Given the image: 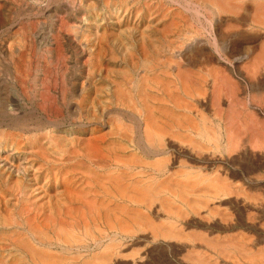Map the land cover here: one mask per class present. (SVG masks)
Segmentation results:
<instances>
[{
	"label": "bare ground",
	"instance_id": "6f19581e",
	"mask_svg": "<svg viewBox=\"0 0 264 264\" xmlns=\"http://www.w3.org/2000/svg\"><path fill=\"white\" fill-rule=\"evenodd\" d=\"M57 7L40 93L0 99V264H264V120L232 81L264 92V0Z\"/></svg>",
	"mask_w": 264,
	"mask_h": 264
},
{
	"label": "rangeland",
	"instance_id": "374dc122",
	"mask_svg": "<svg viewBox=\"0 0 264 264\" xmlns=\"http://www.w3.org/2000/svg\"><path fill=\"white\" fill-rule=\"evenodd\" d=\"M34 1V2H33ZM48 0H42V2H41V0H0V99H2V97H4L3 99H6V98H9V100L10 99H12V96H13V92H14V90H17V91H19V92H21V90L23 91L24 90V92H23V94H25L26 93V95H28V97L30 96V98H32L33 96L32 95H34V97H36L37 96V94L38 93H40V92H37V91H40V81H41V79H43V76H44V74L46 73V71H48V70H45V69H47V68H50V67H48L47 65H46V62H47V53H46V50H48L50 47H49V45H47V36H46V34H49L50 33V30H52V28H49L48 26H50V27H52V24H51V19H53V13L52 12H54V10H56V9H58V5L59 4H61V2H62V0H49L48 2H47ZM54 1V2H53ZM76 1H79V0H76ZM42 5H41V4ZM43 3H44V5H43ZM56 4V5H55ZM23 5V6H22ZM33 6V8L35 9L34 10V14L31 16V14L30 13H28V12H24V10H27V9H30L31 7H29V6ZM52 5V6H51ZM2 6L4 7V8H2ZM36 6V7H35ZM40 6V7H39ZM43 6V7H42ZM46 6H47V8H46ZM51 6V7H50ZM56 6V7H55ZM39 7V8H38ZM6 8V9H5ZM19 8V9H18ZM25 8V9H24ZM13 9V10H12ZM8 10V11H7ZM53 10V11H52ZM44 12V13H43ZM46 12V13H45ZM27 14V15H25V18H24V16H21L22 14ZM5 14V15H4ZM19 14V15H18ZM37 14V15H36ZM39 14V15H38ZM47 14V15H46ZM51 14V15H50ZM44 15V16H43ZM11 16V17H10ZM38 18H37V17ZM40 16H41V18H40ZM32 17H33V19H32ZM10 18V19H9ZM18 18V19H17ZM48 18H50V19H48ZM23 19V20H22ZM37 19V20H36ZM6 20V21H5ZM32 20V21H31ZM34 20V21H33ZM43 20H44V22H43ZM48 20V21H47ZM5 21V22H4ZM35 21H39L40 22V25H39V27L37 28V31H36V34H38V35H40V36H42V37H40V36H38L37 35V37H36V43H35V46H36V51H37V54H36V56H35V58H33V59H31V57H30V59L28 60V57L29 56H26L25 55V58L24 59H21L20 57H19V55L21 54V52L20 51H22L23 52V50L25 51V53L24 54H26L27 52H28V50H29V44H26V43H28L29 41L27 40V38H28V34H27V29H29V26H30V24H31V22L32 23H34ZM17 22V23H16ZM25 23H28V24H25ZM44 23V24H43ZM5 24V25H4ZM43 24V25H42ZM15 25V26H14ZM42 25V26H41ZM44 25H46V26H44ZM16 26L17 27H20V28H16ZM24 26L26 27V30L24 29ZM43 27V28H42ZM44 27L46 28V29H44ZM21 29V30H20ZM41 29V30H40ZM25 30V31H24ZM10 31H11V33H10ZM39 31H41V32H39ZM42 31H43V33H42ZM17 32H19V33H17ZM26 33L25 35L23 34V33ZM5 33V34H4ZM22 33V34H21ZM24 35V36H23ZM23 36V37H22ZM45 36H46V38H45ZM26 37V38H25ZM25 39L26 40V47L25 46H23L22 47V45L19 43V40H22V39ZM45 38V39H44ZM3 41H5V42H3ZM38 42H40V43H38ZM14 43V44H13ZM45 43V44H44ZM37 44H38V46H37ZM44 44V45H43ZM49 44V43H48ZM3 45V46H2ZM6 45V46H5ZM41 47V49H40V47ZM43 46V47H42ZM25 47V48H24ZM9 48V49H8ZM14 48V49H13ZM5 49V50H4ZM20 49V51H18ZM23 49V50H22ZM28 49V50H27ZM42 49H44V50H42ZM2 50V51H1ZM12 50H14L13 51V53H12ZM43 51V52H42ZM2 53V54H1ZM10 54V55H9ZM16 54V55H15ZM19 54V55H18ZM15 55V56H14ZM39 55V56H38ZM5 56L7 57L6 59H5ZM14 56V57H13ZM17 56H18V58H17ZM38 56V57H37ZM42 56H46V57H44V59L42 58ZM18 59V60H17ZM19 59H21L23 62H24V64L26 65V68L24 67V71H26L25 72V74H26V77H25V79H24V83H23V85H20L22 88H20V86L18 85V84H16V77L18 78V76H19V78L22 76V74H21V76H20V73H18V74H15L16 73V66L18 65V63H21L22 61H19ZM36 59V60H35ZM37 59H38V61H37ZM41 60V61H40ZM43 60H45V62L43 61ZM36 61V62H35ZM2 62V63H1ZM13 62V63H12ZM26 62L27 63H29L30 65H28V64H26ZM35 62V63H34ZM38 63V64H37ZM5 64V65H4ZM6 64H8V65H6ZM33 64V65H32ZM10 65V66H9ZM45 65V66H44ZM72 65H73V63H67V67H69V71H74L75 72V70H74V68H71L72 67ZM242 65V66H241ZM240 66V69H241V71H242V73L244 72H247L248 71V69L247 68H249V67H246V66H249L248 64H246V63H244V64H241ZM2 66V67H1ZM4 66H6V67H4ZM15 66V67H14ZM29 66H31V67H29ZM245 67H246V69H245ZM14 68V69H13ZM28 68H29V70H28ZM32 68H33V70H32ZM45 68V69H44ZM4 69H6V70H4ZM41 69V70H40ZM244 69V70H243ZM246 70V71H245ZM7 71H9V72H7ZM32 71H33V73H32ZM40 71V72H39ZM68 71V73L70 74V72ZM4 72V73H3ZM32 73V74H31ZM37 73V74H36ZM38 73H40L39 75H38ZM43 73V74H42ZM243 73V74H244ZM248 73V72H247ZM27 75H29L28 77H27ZM16 76V77H15ZM234 76H235V78H234ZM7 77V78H6ZM14 77V78H13ZM33 77V78H32ZM39 77V78H38ZM239 79H238V78ZM244 77L245 76H240L239 77V75L237 74H233V76H232V81L234 80V79H236L237 80V85H238V87H241V89L242 90H244V91H240L239 93L242 95V93H243V95L241 96L240 94L238 95L237 94V91H235L236 89H234L233 90V93L235 94V92H236V99H234V102L236 103V105L235 106H237V105H239V106H237V108L235 107V108H233L234 110L235 109H237V110H235V111H238V110H240V113H242V114H246L247 112H246V110H247V108L248 109H250V111H252V112H250V111H248V115H253L252 116V118H250V120L252 119H254L253 117H255V121H257V119H258V121H261L260 123L259 122H254V120L253 121H251V122H249V124H251L252 123V125L253 124H256V126H255V128H254V126L252 127V129L253 130H251L252 132H249L252 136H257L259 133H262V129H263V127H260V126H263L262 125V123H263V121L262 120H264V107L262 108V106H263V104H264V92L261 94H257V95H255L256 97H255V99L253 100V98H254V96H252V95H250L248 92V90H247V85H245V83H247L246 82V80H249V81H252V80H250L251 79V77H247L246 79H244ZM12 78H13V80H12ZM29 78V79H28ZM41 78V79H40ZM234 78V79H233ZM241 78V79H240ZM7 79H9V81L7 80ZM39 79V80H38ZM260 79H261V77H260ZM12 80V81H11ZM235 80V81H236ZM244 80V81H243ZM262 80V79H261ZM261 80H257V82H254V83H256V84H258L257 85V87L260 85V82H261ZM7 81V82H6ZM11 81V82H10ZM15 81V82H14ZM235 81H233V82H235ZM242 81V82H241ZM26 82H27V84H26ZM238 82H239V84H238ZM244 82V83H243ZM259 82V83H258ZM9 83V84H8ZM12 83V84H11ZM38 83V84H37ZM26 84V87H24V85ZM30 84V85H29ZM34 84V85H33ZM244 84V85H243ZM15 85H17V86H19V87H17V86H15ZM27 85H29L30 86V88H29V86H27ZM33 87H32V86ZM38 85V86H37ZM5 86H7V87H5ZM32 87V88H31ZM35 87H36V90H35ZM245 87V88H244ZM13 88H14V90H13ZM25 88V89H24ZM28 88V89H27ZM6 89V90H5ZM8 89H10V90H8ZM245 89H246V93H245ZM11 90H13V91H11ZM11 91V92H10ZM33 91H34V94H33ZM36 91V92H35ZM235 91V92H234ZM2 92V93H1ZM9 92V93H8ZM30 92H31V94H30ZM230 91H228V93H229ZM231 93V92H230ZM229 93V94H230ZM10 94H12L10 97L8 96L7 97V95H10ZM30 94V95H29ZM229 94H227V98H228V96H229ZM247 95H248V97H247ZM238 96H240L239 98L241 99V101H240V99L238 98ZM251 96V97H250ZM33 97V98H34ZM262 97V98H261ZM226 98V99H227ZM246 98V99H245ZM250 98H252V99H250ZM226 99H225V101H223V103H222V107L224 108V109H226L227 107H228V102L226 103ZM263 99V100H262ZM237 100V101H236ZM252 100H253V102H252ZM31 101H34V100H31ZM243 101V102H242ZM263 101V102H262ZM27 102V101H26ZM25 102V103H26ZM35 102H37L36 101V99H35ZM245 103V104H237V103ZM252 102V104H250V103ZM255 102V103H254ZM257 102V103H256ZM263 103V104H262ZM11 104V103H10ZM29 103L27 102L26 103V108H30L31 107V105L29 104ZM248 104V105H247ZM241 105V106H240ZM251 105V106H250ZM255 105V106H254ZM262 105V106H261ZM6 106H9V107H11L9 104H7ZM227 106V107H226ZM242 106H244V108H242ZM247 106V107H246ZM226 107V108H225ZM241 107V108H240ZM257 109H255V108ZM259 107V108H258ZM246 108V109H245ZM244 109V110H243ZM262 109V110H261ZM241 110H242V112H241ZM245 111V112H244ZM251 114H250V113ZM254 112H255V114H254ZM257 112V113H256ZM238 113H239V111H238ZM263 113V114H262ZM246 114V116H248ZM255 115V116H254ZM256 117H257V119H256ZM242 120H243V122H248V121H250L249 119H247L246 117L243 119V118H241V122H242ZM245 120H248V121H245ZM260 124V125H259ZM264 124V123H263ZM259 127L261 128L260 130L261 131H259V133H257V131L256 130H259ZM257 128V129H256ZM4 129L5 128H1L0 129V139H3L4 138V135H5V131H4ZM251 129V128H250ZM256 129V130H255ZM3 130V131H2ZM5 130H7V129H5ZM255 132H256V134H255ZM1 135H3V138H2V136ZM252 136H250V138L253 140V143L252 144H254V146L257 144V142L256 141H258V139L259 138H261L260 136H258L257 138H255V137H252ZM264 140V137H262L261 138V140ZM251 140V141H252ZM256 140V141H255ZM260 140V141H261ZM260 142H258V145H260L259 144ZM262 143H264V142H262ZM258 145H256L255 147H256V150L257 149H260V150H258V151H256L255 150V154L257 155V160L258 159H264V146H263V144H261L259 147H258ZM262 149V150H261ZM0 153H2L1 151H0ZM7 154H9V155H7ZM5 156L7 155V158H11L12 157V154L11 153H5L4 154ZM11 155V156H10ZM260 155V156H259ZM260 157V158H259ZM20 158V157H19ZM247 161V160H246ZM260 192V194L259 195H262V191H259ZM262 192V193H261ZM264 194V193H263ZM258 195V196H259ZM257 196V197H258ZM263 196V195H262Z\"/></svg>",
	"mask_w": 264,
	"mask_h": 264
}]
</instances>
